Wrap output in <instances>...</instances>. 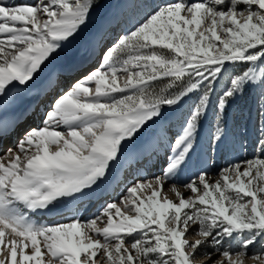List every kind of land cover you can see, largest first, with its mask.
<instances>
[{"label": "snow or ice", "instance_id": "snow-or-ice-1", "mask_svg": "<svg viewBox=\"0 0 264 264\" xmlns=\"http://www.w3.org/2000/svg\"><path fill=\"white\" fill-rule=\"evenodd\" d=\"M101 3L0 0V107L17 103V89H52L43 126L0 155V264H264V123L251 158L227 164L215 178L208 161H199L204 167L181 182L213 107L211 158L227 150V110L253 88L260 89L264 121V0L149 5L107 47L94 41L98 64L80 76L79 53L65 49ZM236 70L217 96L218 82ZM193 96L180 131L158 135L157 126ZM35 115L29 106L17 119ZM129 157L136 165L146 161L148 170L159 165V174L135 179L118 200L81 219L79 205ZM61 205L76 207L62 221L34 218ZM250 246L256 250L249 253Z\"/></svg>", "mask_w": 264, "mask_h": 264}, {"label": "bare ground", "instance_id": "bare-ground-1", "mask_svg": "<svg viewBox=\"0 0 264 264\" xmlns=\"http://www.w3.org/2000/svg\"><path fill=\"white\" fill-rule=\"evenodd\" d=\"M130 1L131 0H123V2L119 5V10L122 11V18H121L122 22L121 23L125 22L126 26L128 25V22L131 20V16H129L130 8H129L128 11H126V13H125V10H123V9L127 5H129ZM15 2L16 3L35 4L37 2V0H15ZM123 15H124V17H123ZM117 17H118V14L116 16L114 15L113 17H111L112 19H110V21L113 20V22H115V19ZM91 27H92V23L88 26V28L84 32H82L73 41V43L67 49H65L66 52L67 51H72V52L79 53V60H80L81 64L83 62H85V61H90V60L94 59V56H92L93 50L90 47L87 46L85 51L82 50V48L84 46L83 44L86 43L85 35L86 34H90ZM107 30H109V29H107ZM113 35H115V34H113ZM101 37L102 36H100V37L97 36L96 38H101ZM97 40L98 39H96V42H97ZM62 60H63V55L60 58H58L57 63L61 62ZM83 75H81V76H83ZM61 84L63 86L62 82H61ZM256 99H257V97H256ZM187 102H188V100L186 101V103L183 104L182 107L178 108L179 111L176 110L178 114L180 113V111H182L184 109V107L186 106ZM47 104H48V98L45 99V101L41 105V108L37 111L36 115L34 117L28 119L25 125H22L21 127H19L16 130V132L13 133V136H12V138L10 140H6V142L4 144H1V142H0V155H3L10 148L14 149L16 147L18 141L23 138V135H24V133L26 131L30 130L33 127L43 126L42 125V121L45 118L44 117V113L49 110L48 106L45 107ZM233 107L237 108V109H235V112H236L235 115L233 114L234 112L232 111ZM241 110L242 109L239 106V104L235 102V103H233L231 105V107L226 112V113L230 112L229 117H228L230 121L227 120V126L225 127V125H224V129H225V131H227V128L230 127V126L234 127V129L231 131L230 135L228 133V136H227L228 137V140H227L228 147H227V150L221 156H215V154H212V156L214 158L210 157V154H209V151H208V142H209V139H210L209 133H208L209 130L205 129V127H202L200 135L198 137L199 142H200V147L197 150V157L195 158L193 164L190 165L189 168L185 169V171L181 174V182L193 177L198 171L201 170V167H204V165L200 164L199 161H208V164L206 166V170H208V169H211L212 166H214V165H211V162H212L213 159H214L213 160L214 163L219 162L221 164L224 161V158H223L224 155H226V157H228V154H229L230 151H231V154H232L231 156H233L235 154H238L237 152H240V154H242V155H243V152L248 154V156L250 155L251 150L255 149L256 141L258 139V135L259 134H258L257 129H258V127H259V125L261 123H264V121H261L260 116L258 115L257 100H255L252 103L251 108L248 107V109L244 110L243 112ZM213 112H214V109L212 110V113ZM212 113H211V117H212ZM254 117H255V122L253 121V131L251 132V139H253V140H252V143H251V139H246L242 135V130L246 131V130H248V128H251L250 121L252 119H254ZM175 129L176 128L172 127V126H166V127L157 126L156 130L158 132V135H162V136H164L166 138H170V137H172L173 135H175L176 133H178L180 131V130L174 131ZM166 148H167V143H164V144L161 145V154H162V156L164 155V150ZM248 158H250V157H248ZM129 159H131V157H129L126 160V162L122 165L121 168H119L118 170H114L113 178H118V180L120 181V184L117 185L116 188L113 190L112 199L111 200H107L106 202L110 203V202H112L114 200H118L121 197V195L123 194L125 188L128 185H130L135 179H137V178L143 179L145 177L150 178L154 174H159V171H160V166L159 165H157L156 167L149 166L150 170H148V168L144 167V164L147 163L145 161L141 165H136V166L132 165L130 167L129 166L130 165ZM137 168L140 169L139 176H138V173H137ZM212 177L215 178L216 175L212 174ZM105 186H103L102 189ZM165 187H167V185ZM182 191H184V190L182 189ZM185 194H187V193H185ZM168 197L170 199H175V197L170 192L168 193ZM92 198H96V194L88 197L82 204L79 205V211H80V214H81V219H87V218L92 217L95 213H97V211L101 208V206L104 203H106V202L101 203L99 200H97L96 201V205L94 206V208L90 209L88 212H84V209L87 207V205L91 201V200H88V199H92ZM64 207L69 209V207H73L74 208V207H76V205H72V206L61 205L60 207H58V209L64 208ZM65 216H61L58 219H55L53 221H62V220H64ZM53 221H50L49 223H52ZM252 251H254V250H249V253H251ZM246 264H255V262L251 261V260H246Z\"/></svg>", "mask_w": 264, "mask_h": 264}, {"label": "rangeland", "instance_id": "rangeland-1", "mask_svg": "<svg viewBox=\"0 0 264 264\" xmlns=\"http://www.w3.org/2000/svg\"><path fill=\"white\" fill-rule=\"evenodd\" d=\"M109 1L110 0H102L101 6L95 9V11L93 13V16H92V22H91L92 23V27L90 29V34H86L85 35L86 43L83 44L84 45L83 48H82L83 51H85L87 46L90 47L93 50L94 41H96V39H98L97 40L98 43H102L103 41H107L106 45H104V47H107L108 45H110L111 43L114 42V40L116 39L117 36H119L120 34H123L124 32H126V30L123 29L124 25L126 26L125 22L122 23V25L120 23L116 24L112 31L110 29L109 30L104 29L103 31L100 30L101 29V25H102L101 22H100L101 19L102 18L105 19L106 17H109L112 14L113 15L111 17H113L115 12H116V11H113V6H109ZM142 2H143V4L140 3L138 5V10L134 14V23H136L137 21H139V20H141L143 18V14H144V12H146L148 10V6L149 5H151L152 7H155L157 4H163V3H166V2H171V0H154L153 1L154 3H150L149 0H142ZM118 9H119V7H118ZM131 19H132V17H131ZM120 22H122V21H120ZM132 26L129 25V29ZM113 34H115V35H113ZM97 36L98 37L102 36V37L101 38H96ZM97 48H98L97 49L98 52H102L103 51V48H99L98 44H97ZM94 59L95 60H94V64L92 65V67H96L97 66L98 61H99V56L98 55L95 56ZM238 72H239V70H236V71H230L229 73L225 74L224 79L219 81L218 85L216 87L217 96L219 94H221L226 89V87L229 85V82H230V79L232 78V76L235 75V74H238ZM259 95H260V89L258 87L257 88H253L248 93H246L241 99H238L236 101V103L239 104V106L242 109L241 111L243 112L244 110L248 109V107L251 108L252 103L255 100L258 99ZM256 97H257V99H256ZM187 100H188V102H187L186 106L184 107V110L180 113L181 116H179L180 117L179 118L180 121H178L179 122L178 124H180L181 122L184 121L185 117L188 115L189 111L192 109L194 103L196 102V98L194 96L192 98H190V99H187ZM213 109H214V112L212 113V117H211V120H210L211 121V123H210V131L208 132L210 138L212 137V131H214L215 128H216V125H215L216 109H215V107H213ZM235 109H237V108H234V107L232 108V111L234 112L233 113L234 115L236 113ZM229 114H230V112L225 114V118H224L225 127L227 126V120L230 121L229 118H228ZM173 126L174 125H172V127ZM180 129H181V126L177 127L174 131H178ZM253 152H254V150H251L249 156L245 152H243V155L240 154V152H237L238 154H235V155L231 156L232 154H231V151H230L229 154H228V157H226V155H224V157H223L224 161L221 164L219 162L214 163V161H213L214 159H213L212 162H211V165H214V166H212V168L208 169L207 171L211 175L212 174L213 175H217L218 170L220 168L226 166L227 164H229L231 162L240 161V160L248 158V157L251 158L252 155H253ZM161 156H162V154H161ZM129 161H130V164H132L131 163L132 162V158L129 159ZM132 165L136 166V164H132ZM115 179L117 181L118 178H115ZM97 195H99V191H98ZM249 250H256V249H254L252 246H250L248 251ZM201 251H211V249H202Z\"/></svg>", "mask_w": 264, "mask_h": 264}]
</instances>
